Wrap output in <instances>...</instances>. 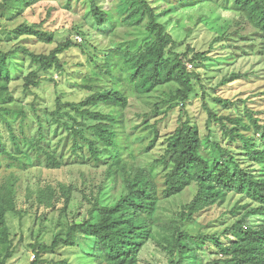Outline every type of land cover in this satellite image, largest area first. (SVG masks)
Instances as JSON below:
<instances>
[{
  "label": "rangeland",
  "instance_id": "obj_1",
  "mask_svg": "<svg viewBox=\"0 0 264 264\" xmlns=\"http://www.w3.org/2000/svg\"><path fill=\"white\" fill-rule=\"evenodd\" d=\"M149 1L157 21L165 25L177 43L174 51L188 54L185 65L189 72L198 75V79L194 78L197 94L185 104H175L166 111V101L178 86L176 82H169L149 93L129 89L128 102L123 108L96 105L95 110L117 113L120 120L119 153L111 148L101 149L100 161L96 163L90 159L76 160L71 151L72 137L52 121L50 113L55 109L56 98L79 102L90 93L108 87L110 81L103 71L106 56L115 49L134 52L150 42L154 36L146 31V19L137 26L125 23L119 16L125 14L123 0H95L108 15V20L99 25L93 18L89 0H12L8 3L0 0L1 51L23 47L35 54H48L66 40L74 44L60 55L62 69L42 73L41 83L29 91L23 88V77L34 69L28 56L18 52L8 64L11 78L0 100V141L18 161L0 154V197L11 188L15 206V211L5 213L10 248L14 250L5 264H30L35 260L31 244H50L72 222L88 219L95 202L114 204L125 190L126 173L139 168L152 174L158 200L150 218L152 235L139 251L137 264H171L173 232L219 233L244 214L243 206L251 205L245 197L229 193L223 201L203 207L192 219L186 220L182 212L196 194L197 185L191 183L182 192L163 197L164 176L170 165L163 166L156 160L163 154L165 138L176 128L179 115L186 113L202 136L211 132V140L230 148L240 164L254 166L260 174L264 172L245 159L241 145L223 135L219 123L208 111L220 117L243 115V110L248 108L264 126L262 33L232 7V0ZM21 24L51 33L52 43L17 33ZM202 51L207 52L204 61L189 60L194 53ZM232 74L242 77L221 85ZM217 97L236 104L225 108L216 102ZM40 125L45 134L40 145L62 159L64 164L60 168L48 167L45 156L42 153L38 156L28 141L36 138ZM248 133L260 141V133ZM11 134L20 150L15 149ZM201 151L210 158L217 154L211 152L210 146L203 145ZM82 152L89 157L86 146ZM42 191L55 193L51 207H45ZM246 219L250 224L264 222V216L250 215ZM76 240V246H61L52 253L42 254L39 264H60L61 261L98 264L90 255L92 239L80 235ZM4 254L1 253V258Z\"/></svg>",
  "mask_w": 264,
  "mask_h": 264
},
{
  "label": "trees",
  "instance_id": "obj_2",
  "mask_svg": "<svg viewBox=\"0 0 264 264\" xmlns=\"http://www.w3.org/2000/svg\"><path fill=\"white\" fill-rule=\"evenodd\" d=\"M11 2L12 0H1ZM92 15L97 24L108 20V15L101 10L95 0H89ZM194 2L196 0H179ZM232 7L242 13L247 23L262 33L264 41V0H232ZM125 14L119 16L133 26L140 25L146 19V31L153 39L137 51L115 49L106 56L103 71L110 81V85L99 91L90 93L79 102L63 101L56 98L55 109L50 113L52 121L72 137L71 151L80 162L100 161L101 149L111 148L119 153V122L118 114L103 113L95 110L98 104L109 108H123L127 105V91L149 93L155 87L169 82H176L178 86L170 94L166 111L179 103L185 104L196 96L194 78L198 75L189 72L185 65L187 53L178 54L174 51L177 43L166 31L165 25L157 21V14L149 0H123ZM19 34L35 36L38 40L52 43V34L34 25L21 24L16 29ZM74 44L71 40L59 43L48 54H35L23 47L3 52L0 50V100L9 82V61L21 52L28 56L34 69L23 77V88L29 91L38 86L50 69L61 70L60 55ZM264 56V46L262 48ZM207 52H196L190 61H204ZM242 75L232 74L223 79L221 85H227L241 79ZM216 102L225 108L236 104L228 99L217 97ZM246 109V111H244ZM244 114L220 116L209 111L220 126L223 135L232 143L241 145L245 159L264 171V126L260 119L248 108ZM242 112V113H243ZM86 120L94 123L86 124ZM254 135L260 133V141ZM13 144L20 150L14 136ZM45 139L43 126L40 125L36 138L28 139L32 148L39 156H45L48 167L60 168L64 162L60 157L40 145ZM210 146L211 152H216L213 158L205 156L202 146ZM87 147L86 156L82 152ZM0 154L11 161L18 158L8 152L0 141ZM163 166L170 165L164 176L162 196L167 198L182 192L191 183L197 185L193 199L187 204L184 219L189 220L203 207L215 202L223 201L229 193L239 194L251 202L250 206H243L244 214L219 233H198L191 235L179 230L173 232V249L170 250L171 264H264V222L250 224V215L264 216V172L255 171L254 166L242 165L237 161L230 148L223 147L219 142L211 140V132L202 136L198 126L189 114H180L174 131L165 138L164 152L156 160ZM125 190L114 204L100 205L95 202L90 216L81 222H72L63 234L53 238L50 244L35 242L31 244L35 260L30 264L42 262V254L52 253L61 246H76L77 236L92 239L90 255L98 264H137L138 253L144 243L152 235L151 216L157 203V193L152 174L145 169L126 173L124 177ZM64 191V186L61 187ZM42 191L41 194H44ZM69 191L65 193L68 198ZM54 192L44 194L45 207L53 205ZM12 189L0 197V264L12 257L14 250L10 248L11 241L5 223V213L15 211ZM208 254L205 256V251ZM5 254L1 258V253ZM178 255L175 260V255ZM60 264H69L61 261Z\"/></svg>",
  "mask_w": 264,
  "mask_h": 264
}]
</instances>
